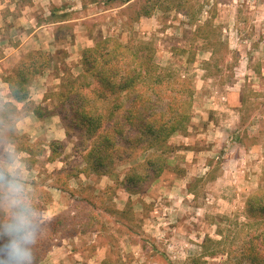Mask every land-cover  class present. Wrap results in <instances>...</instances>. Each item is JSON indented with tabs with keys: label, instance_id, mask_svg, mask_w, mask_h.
Instances as JSON below:
<instances>
[{
	"label": "rangeland",
	"instance_id": "obj_1",
	"mask_svg": "<svg viewBox=\"0 0 264 264\" xmlns=\"http://www.w3.org/2000/svg\"><path fill=\"white\" fill-rule=\"evenodd\" d=\"M0 11L10 21L4 25L0 17V41L3 31L12 43L27 40L31 24L19 21L15 29L12 17L29 13L34 23L58 24L59 47L82 34L94 45L114 38L147 46V76L155 69L170 72L183 92L175 132L149 140L147 130L137 135L128 125L105 175L86 159L93 142L85 128L62 115L68 133L63 143L43 142L38 128L22 126L19 133L16 121L32 102L18 113L0 92V173L17 179L25 200L43 206L42 233L62 217L50 252L63 246L90 256L97 245H111L115 253L108 236L115 216L129 229H118L129 235L126 261L111 256L103 264H264V213L256 204L264 191V0H0ZM3 48L0 43V60ZM83 51L78 60L65 50L51 54L58 59L47 72L50 113L61 107L52 78L60 68L79 77ZM18 65L0 64V89ZM46 77H35L30 88ZM87 83L94 86L90 78ZM118 94L103 109L113 115L107 126L124 122L129 100ZM105 183L116 186L105 189ZM125 187L131 197L123 198L122 211ZM0 194L2 209L12 213L15 194L7 184H0Z\"/></svg>",
	"mask_w": 264,
	"mask_h": 264
},
{
	"label": "trees",
	"instance_id": "obj_2",
	"mask_svg": "<svg viewBox=\"0 0 264 264\" xmlns=\"http://www.w3.org/2000/svg\"><path fill=\"white\" fill-rule=\"evenodd\" d=\"M139 13L142 17L151 15L149 11ZM149 52L150 48L147 46L130 47L114 38H100L93 48L83 51L82 73L79 77H75L70 70L63 69L58 94L61 107L57 113L60 116L64 115V120L75 121L77 128L87 130L93 147L86 159L99 174H108L110 168L114 166L113 155L119 144L118 138H125L128 125L133 126L137 135L143 129L147 130V133L152 135L149 140L169 137L176 130L175 111L183 93L176 89L180 82L170 72H158L156 69L148 77L143 58L144 54ZM56 58L43 52L28 54L15 69L13 76L7 80L13 99L20 103L27 102L33 79L46 71ZM59 62L62 64V61ZM89 78L93 80L94 86L84 84V80ZM148 78L151 79V86L147 90L145 87ZM116 92H119L117 96L119 98L124 94L129 100V106L122 118L124 120L122 126L117 121L110 122L107 126L106 122L113 115L103 114V109ZM161 121L163 123L160 124ZM153 161L156 165V160ZM131 180L129 178L126 183H130ZM261 195L262 198L258 199L256 204L264 213V191ZM26 201L37 213V232L30 249L33 264H41L53 248V240L59 234L55 230V225L62 217L51 223L49 234L46 235L39 230L41 222L39 217L44 211L43 206ZM2 205L3 196L0 194V264H5L7 261L5 246L10 238L4 232V226L11 222L16 208L12 213H7L2 209Z\"/></svg>",
	"mask_w": 264,
	"mask_h": 264
},
{
	"label": "crops",
	"instance_id": "obj_3",
	"mask_svg": "<svg viewBox=\"0 0 264 264\" xmlns=\"http://www.w3.org/2000/svg\"><path fill=\"white\" fill-rule=\"evenodd\" d=\"M27 1V0H26ZM31 2V0H29ZM33 4V3H32ZM33 7V6H32ZM34 15V13H33ZM0 17L3 19L4 25H7L9 21V14L0 11ZM8 17V18H7ZM33 16H31L29 13H25V15H16L13 16L12 18L15 21V29H19L18 25L16 26V23L19 21L26 22V24H31L29 28H27V31H29L30 34L27 38V40L23 42H14L7 40L8 36L6 32L3 31L4 33V38L6 39H1L0 43L4 46V57L0 60V64L2 66L6 65L7 63L9 64H20L23 59L30 53L32 52H43L46 54H53L54 52L58 51H67L70 53V60H73L72 54L75 56V59H80V54L81 52L87 49L93 48L95 45L91 43L88 39L87 36L82 34L80 38L74 41V43H65L63 46L59 47V45L55 41V28L57 27L58 24H40L38 21L34 23V21H29ZM33 18L36 19L34 16ZM0 27V30H3L4 27ZM26 30V29H25ZM30 46L31 49L28 47ZM12 49L11 51H9ZM10 52V53H9ZM75 52V53H74ZM50 68H48L46 71H44L41 75L37 76L39 77H44L47 76L44 81L39 85V88L35 91L34 88H30V93H29V98L27 102L25 103H20L16 100L13 99L10 85L8 84L6 79H2V83L5 86V88H1L0 92L1 94L5 95V97H9V104H11L15 110L19 113L29 102H32L30 104V107L27 109L26 108V113L24 114L25 116L22 117V120H17L16 125H17V131L21 133L22 131V126L25 128H38L43 131V142L45 143H63L67 140L68 133L67 129L65 128L64 125H62V118L59 114L57 113H50L51 111V106L48 105V100H47V94L51 91V88L49 87V83L47 81L48 78V71ZM59 74H56L52 78V86H54L55 91H59V88L61 86V79L63 77V69H59ZM41 82V81H39ZM7 86V87H6ZM45 109H48L45 110ZM21 119V118H20ZM17 132V134H19ZM55 135H58V137H55ZM106 184V183H105ZM115 183H107L105 185V189H111L115 188ZM104 188H101L104 189ZM124 193V196L122 199L119 200V209L124 211L126 205H123V198L127 196V201L129 202V198L131 195L128 193V188L125 187L122 190H120ZM115 217V216H114ZM113 217V224L117 228H115L112 233H108L109 238L111 241H113V250L115 253L111 254V245L109 246H101L97 245V241H92L91 244L97 245L95 249V252L91 254L90 256L85 255L84 251H78L72 253L69 249L64 248L63 246L59 247L57 251L50 252L49 255L46 257V259L41 263V264H103L105 263L109 257L113 256L117 261H120V258L123 257V260L126 261V254H125V243L124 241L129 238L128 234H120L118 229L120 227L125 228L127 230L128 227L124 222H121L116 219V217ZM53 218V217H51ZM56 218V217H55ZM96 233V232H94ZM100 232L96 233L95 238L98 240H101L103 238L102 234H98ZM79 234V233H77ZM76 234V235H77ZM86 235V233H83ZM80 235V234H79ZM95 235V234H94ZM103 248V249H100ZM127 264H130L128 262Z\"/></svg>",
	"mask_w": 264,
	"mask_h": 264
},
{
	"label": "clouds",
	"instance_id": "obj_4",
	"mask_svg": "<svg viewBox=\"0 0 264 264\" xmlns=\"http://www.w3.org/2000/svg\"><path fill=\"white\" fill-rule=\"evenodd\" d=\"M0 184H7L15 194L13 201L16 212L11 222L4 226V232L9 236L5 246L7 261L5 264H33L30 245L35 242L37 232V213L20 195L22 186L15 177H7L0 173Z\"/></svg>",
	"mask_w": 264,
	"mask_h": 264
}]
</instances>
